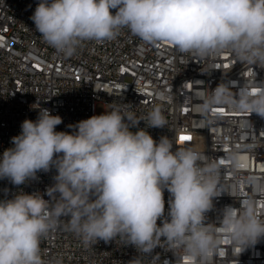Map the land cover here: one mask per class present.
Here are the masks:
<instances>
[{"label":"clouds","instance_id":"clouds-1","mask_svg":"<svg viewBox=\"0 0 264 264\" xmlns=\"http://www.w3.org/2000/svg\"><path fill=\"white\" fill-rule=\"evenodd\" d=\"M30 19L43 41L66 57L83 41H111L127 28L181 53L230 52L264 67V0H39ZM220 104L264 118V90L243 87L234 98L221 83L202 108ZM140 121L146 127L131 131ZM61 123L40 109L0 156V179L15 186L56 169L44 193L49 199L23 190L0 199V264H61L43 259L40 244L65 219L64 227L87 246L117 239L134 246L140 256L130 264L153 257L161 242L187 264H214L223 240L240 254L264 238V218L251 200L240 209L226 207L219 226L205 223L222 192L220 165L167 136L155 140L146 129L167 125L159 107L140 118L114 106L69 125L71 132L56 131ZM230 159L240 166L238 156Z\"/></svg>","mask_w":264,"mask_h":264},{"label":"built area","instance_id":"built-area-1","mask_svg":"<svg viewBox=\"0 0 264 264\" xmlns=\"http://www.w3.org/2000/svg\"><path fill=\"white\" fill-rule=\"evenodd\" d=\"M38 3L0 0V156L12 147L11 138L20 133L21 123L34 121L40 109L62 118L56 131L71 132L69 125L97 115L101 103L104 110L121 106L140 118L159 107L167 125L146 129L155 140L167 136L175 146L191 147L220 165L222 192L213 199L205 223L219 226L226 207L240 209L249 200L264 218V118L229 104L202 108L221 83L230 87L234 98L243 87L264 90V67L242 63L230 52L206 57L181 53L167 43L145 42L127 28L111 41H83L72 57H66L35 31L30 17ZM221 108L222 112L217 110ZM145 127L140 121L130 130ZM185 135L192 139L181 141ZM232 155L240 158L239 167L232 164ZM55 175V168L39 172L20 186L0 179V199L21 190L44 195ZM164 197L167 213V190ZM65 223L66 219L42 238L43 259L61 264H130L140 256L134 246L119 239L87 246ZM152 255L141 256L138 264H187L179 250L171 251L163 242ZM214 264H264V238L240 254L223 240Z\"/></svg>","mask_w":264,"mask_h":264},{"label":"rangeland","instance_id":"rangeland-1","mask_svg":"<svg viewBox=\"0 0 264 264\" xmlns=\"http://www.w3.org/2000/svg\"><path fill=\"white\" fill-rule=\"evenodd\" d=\"M104 105L101 103V104H98L97 107H96V114L99 115V114H102L104 112Z\"/></svg>","mask_w":264,"mask_h":264},{"label":"snow or ice","instance_id":"snow-or-ice-1","mask_svg":"<svg viewBox=\"0 0 264 264\" xmlns=\"http://www.w3.org/2000/svg\"><path fill=\"white\" fill-rule=\"evenodd\" d=\"M217 110H218V111H221V112L223 111L222 108H221V109H217ZM191 139H192V138H191L190 136H186V135L180 137V140H181V141H190ZM220 163L223 164L224 161H221Z\"/></svg>","mask_w":264,"mask_h":264}]
</instances>
